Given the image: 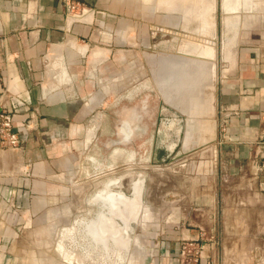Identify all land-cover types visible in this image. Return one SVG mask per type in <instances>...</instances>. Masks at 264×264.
Masks as SVG:
<instances>
[{
    "label": "crops",
    "instance_id": "0c3cea01",
    "mask_svg": "<svg viewBox=\"0 0 264 264\" xmlns=\"http://www.w3.org/2000/svg\"><path fill=\"white\" fill-rule=\"evenodd\" d=\"M77 1L87 8L79 15L70 13L68 0H0V92H6L20 140L12 149L18 174L0 176V220L7 226L17 211L36 213L56 198V181L70 178L78 157L92 147L91 130L119 133L122 121L138 117L135 107L122 106L130 94L119 92L126 89L125 63L135 56V49L122 48V17L102 12V0ZM127 38L134 44L133 36ZM251 40L218 80L215 99L214 87L210 100L198 88L186 95L195 100L194 112L203 99L210 103V111L195 113L192 128L184 126L194 132L196 146L207 143L177 160L175 172L182 175L168 179L177 184L164 193L160 223L154 224L157 264H179L188 241L202 245L198 264H264V15ZM146 101L138 107L144 113ZM107 104L115 112L108 115L110 125H94ZM214 111L216 125L210 122ZM166 120L164 132L181 124ZM136 128L131 122L132 137ZM9 230L4 236H11ZM0 256L14 263L13 256Z\"/></svg>",
    "mask_w": 264,
    "mask_h": 264
},
{
    "label": "rangeland",
    "instance_id": "374dc122",
    "mask_svg": "<svg viewBox=\"0 0 264 264\" xmlns=\"http://www.w3.org/2000/svg\"><path fill=\"white\" fill-rule=\"evenodd\" d=\"M232 1L238 3V8L235 12L227 13L223 0H102V12L114 11L122 17V48L135 49V56L125 63L130 66L124 71L125 76L121 81L126 89L119 92L130 94L122 106L139 110L136 118V124L140 127L136 130L139 132L131 140L119 142L121 136L116 130H91L94 132L91 136L92 147L78 157L70 178L56 181L60 186L56 198L48 200L36 213L28 208L17 211L16 216H11L13 222L9 226L6 221L0 220V255L13 256V264H157L153 236L158 231L154 224L160 223L164 193L170 192L169 188L176 183L168 179H173L176 174L182 175L172 171L173 164L163 167L150 161H156L157 147L153 151L152 146L155 131L166 127L165 121H161L164 116L171 117L170 114L158 115L160 95L157 78L161 81L165 74V69L162 71L161 68L162 60L187 65L190 57L199 54L203 59L204 55L210 56L212 50L208 45L214 47L217 56L214 60L212 95L215 99L218 80L234 67L237 52L239 55L242 48L249 46L251 39L257 38L264 15V0ZM81 8L69 11L79 15ZM230 15L233 21L231 27L226 29L224 18ZM128 35L134 37V44H130L132 39L129 41ZM227 41L230 42L229 49L225 48ZM210 90H205L206 100H210ZM143 98L147 100V113L138 109ZM206 100L203 99L201 103V111L194 113L210 111V103ZM214 108L216 110V105ZM113 110L112 105L107 104L103 108V116L92 120L94 125L98 123L100 126L102 120L110 125L108 115H114ZM210 122L216 125L215 111L211 114ZM188 127L192 128V125L186 124ZM162 130L164 132L165 129ZM175 130L170 129L171 133ZM16 162L15 150L0 142V176L18 174ZM129 179H132V184ZM113 180H116L115 184L107 187L120 189L129 197H133L134 183L138 184V201L131 209L135 213L131 211L129 214L127 227H124L125 222L121 218H114L121 229L106 230L103 241L97 242L88 229L98 212L107 209L94 195ZM177 189H173L175 193L181 190ZM9 196L12 197L13 193ZM6 227L11 229V236H4ZM112 237H116V242ZM0 264H7L1 262V256Z\"/></svg>",
    "mask_w": 264,
    "mask_h": 264
},
{
    "label": "water",
    "instance_id": "95a60500",
    "mask_svg": "<svg viewBox=\"0 0 264 264\" xmlns=\"http://www.w3.org/2000/svg\"><path fill=\"white\" fill-rule=\"evenodd\" d=\"M209 42H211V41H209ZM213 43L214 42H212V44ZM208 47L211 48L212 54L210 56H207V59H210L214 65V60H216L217 52H216V49H214V47H211L210 45H208ZM196 57L200 58L201 56L198 54V55H196ZM204 57L206 58V56H204ZM163 64L165 65V63H163ZM167 71H168V68L167 69L165 68L164 77L161 79L160 83H158V90H159V95H160L159 103H158V105H159L158 106V115L170 114V116H171V118H173L174 122L179 120L180 123L182 121V124H179V128L177 130H175V132H174V138H176V143L173 146L171 144H166L165 147H166L167 153L165 152V150L159 149L155 155L156 158L158 159V161L157 160L155 161L153 159H151L150 161L152 164L153 163H160V164H162L163 167L174 165V169H172V171L175 172L179 168L178 164H180V163H177V160H179L180 158H183L184 156H186L188 154V151H186L184 149V147H185L184 146V137H186V134L184 132V128H185L184 126H185L186 118H188V116L186 115L185 112H183L178 107L171 104L168 100H166V99L164 100V98H163V95L161 93L160 88L162 87V89H164V88L166 89L167 86H170L169 84L172 81L171 79L173 77L169 73V75H168L169 79H166ZM213 71H214V69H213ZM220 76L222 77L223 75L221 74ZM214 81H215V79H214ZM171 89H172V92H170V94L175 91V89H173V88H171ZM163 119L164 120H161L162 122L165 121V123H168V120H166L167 118L165 116L163 117ZM128 127H129V123L126 120L121 122V125L119 128V131H120L119 133H120L121 138L118 139L119 142L124 141L122 139L121 133L124 134V136L126 137V140H128L130 137L132 138L131 133L133 131L131 129H128ZM161 128H164V127H161ZM156 131L158 133L161 132V130H158V129ZM165 134H167V133H165ZM157 144L158 143L156 140L152 143L153 151L157 147ZM114 181L116 182V180H113L112 182L106 184L103 188L100 189L102 192V195L101 194L98 195V192L100 190L94 195V198H97L98 201L102 204V206L106 207V209H107L106 211L98 212L97 218L94 221H92V223L94 222V224H99V227L101 228L102 236L105 235L106 230L112 229L115 231L116 229L117 230L121 229L118 226V224H116V222L114 220V218H116V217L121 218L125 222L124 227L128 226L127 219L129 217V214L132 211L131 209L134 207L133 205H135V202L138 201V197H139V190L137 187L138 184L136 182L134 183L135 187H133V197H129V196L125 195L124 192H122L120 189H111V188L107 187L109 184H115ZM105 188L113 190V193L111 194V193H109L110 191H105ZM129 207H130V209H129ZM132 213H135V211H132Z\"/></svg>",
    "mask_w": 264,
    "mask_h": 264
},
{
    "label": "bare ground",
    "instance_id": "6f19581e",
    "mask_svg": "<svg viewBox=\"0 0 264 264\" xmlns=\"http://www.w3.org/2000/svg\"><path fill=\"white\" fill-rule=\"evenodd\" d=\"M244 1H246V0H244ZM228 4L231 7H233V8H227ZM223 7L225 8L226 12H227V10H232L233 12H235L236 9H237V7L232 6L230 2L228 3V0H223ZM232 21H233L232 16H230V18H228L227 20H226V17L224 18V26L226 27V29H229L231 27ZM226 23H228V26L226 25ZM229 43L230 42L227 41V43L225 44V48L226 49L228 48ZM231 46H233V44H231ZM229 48H230V46H229ZM233 56H234V54H233ZM187 57H190V56H187ZM162 61L165 63V65L163 64V68L164 69L168 68L166 79H169L168 78L169 73L173 76L172 79H171L172 81L169 84L170 86H167L166 89L165 88L162 89V87L160 88L161 89V93L163 95V98H164V100L165 99L168 100L171 104H173L174 106L178 107L180 110H182L183 112L186 113L188 118H186L185 127H186V124H187V126H188V124L192 125L193 122H194V120H192V119L195 116L194 109L196 108V106H195L196 103H195V100L191 101L189 98L186 97V95L189 92L195 91L198 88V93L203 98L204 91L206 89H210V88L214 87V71H213L214 65H213V62L210 59H207V56H206V58H203V59L202 58H197V57H190V59L187 60L188 64L185 65L184 67H183V65L185 64L184 62H182V63L181 62L180 63H174V61H171V60L168 61V62H166V60H162ZM177 66H179V68H177ZM200 67H201V70H200ZM198 72H200V78L198 77ZM198 78H199V80H198ZM159 81H160V78H157V82L158 83H159ZM171 88L175 89V91L170 94V92H172ZM133 115H134V117H132L133 119L126 120V121L129 123V126H130V124L132 122V123H134V125L139 127L138 124H136V119H135L136 116H135V114H133ZM132 131H134V130H132ZM184 132L186 134V137H184V146H185L184 149L186 151H188L187 156L191 155V153H193L194 150H196L195 149L196 147H199L200 145H204L205 143H207V141H203V142L201 141V143L198 146H196V139L193 138V137H195L194 134H193L194 132H192V130H184ZM121 135H122V139L124 140L122 142L129 141V140L132 139L130 137L128 140H126V137L124 136V134L121 133ZM122 180H123L122 182H125L124 179H122ZM130 183L132 184V181ZM122 185H124V184H122ZM133 187H135V185H133ZM105 191H110L109 193H111V194L113 193V190H111V189H106L105 188ZM100 194L102 195L101 190L98 192V195H100ZM80 206H81V204H80ZM88 206H90V205H88ZM85 219H87V218H84V220ZM88 219H90V218H88ZM92 219H93V217H92ZM88 230L90 231L91 235L95 238V240L97 242L103 241L102 234H101V228L99 227V224H94V222L91 223ZM85 232H86V230H85ZM112 239H113L114 242H116V237H114V238L112 237ZM85 243H86V241H85ZM106 248H107V246H106ZM93 250H94V248H93ZM95 250H96V248H95Z\"/></svg>",
    "mask_w": 264,
    "mask_h": 264
},
{
    "label": "built area",
    "instance_id": "2783aa9c",
    "mask_svg": "<svg viewBox=\"0 0 264 264\" xmlns=\"http://www.w3.org/2000/svg\"><path fill=\"white\" fill-rule=\"evenodd\" d=\"M80 6L82 7L81 12L84 13L87 8L81 2L77 0H68V8L70 10L73 11ZM5 95V90L0 92V142L1 145L14 149L19 146L20 140L18 134L12 127V112L4 104ZM201 247L202 245L197 242H183L178 255V263L198 264V255Z\"/></svg>",
    "mask_w": 264,
    "mask_h": 264
},
{
    "label": "flooded vegetation",
    "instance_id": "af4514ba",
    "mask_svg": "<svg viewBox=\"0 0 264 264\" xmlns=\"http://www.w3.org/2000/svg\"><path fill=\"white\" fill-rule=\"evenodd\" d=\"M157 123H158V120H157ZM174 132L173 133H170L169 134H165L162 130V132L158 133L157 131H155V136H153V142L156 140L157 141V149H156V153L159 149H163L165 150V152L167 153V150H166V147L165 145L166 144H171L172 146L176 143V138H174ZM168 135V136H167ZM175 148V147H174ZM155 153V154H156ZM165 153V154H166ZM150 159H151V156H150ZM157 160V158H156ZM158 161V160H157Z\"/></svg>",
    "mask_w": 264,
    "mask_h": 264
}]
</instances>
